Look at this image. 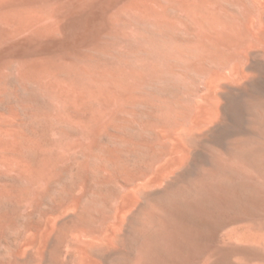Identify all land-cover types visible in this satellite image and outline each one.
<instances>
[{"label":"bare ground","instance_id":"obj_1","mask_svg":"<svg viewBox=\"0 0 264 264\" xmlns=\"http://www.w3.org/2000/svg\"><path fill=\"white\" fill-rule=\"evenodd\" d=\"M93 1L0 0V94L12 90L14 75L25 81L51 74L45 57L61 51V41H54L57 33L76 28L82 9ZM208 1L197 6L189 0L175 1L181 14L192 15L199 40L165 46L160 54L170 62L169 73L177 67L171 61L186 63V70L201 84L197 91L186 92V101L170 120L152 124L154 140L142 144L152 152V173L121 175L127 184L138 183L124 187L111 205L112 215L109 206L98 209L84 201L78 214L66 210L64 230L76 216L81 233L70 239L65 253L58 249L66 237L57 240L45 264H198L205 258L204 264H264V0H231L235 12L228 4ZM165 15L159 14L162 27ZM128 70L123 77L111 75L113 118L141 85L136 87L141 72L135 73L131 65ZM162 114L163 120L168 118ZM118 152L117 147L112 150L113 161L120 158ZM86 165L81 161L78 171ZM112 174L98 184L112 183ZM85 191L83 186L80 198H85ZM240 230L244 231L236 235ZM18 263L34 264L22 256Z\"/></svg>","mask_w":264,"mask_h":264},{"label":"rangeland","instance_id":"obj_2","mask_svg":"<svg viewBox=\"0 0 264 264\" xmlns=\"http://www.w3.org/2000/svg\"><path fill=\"white\" fill-rule=\"evenodd\" d=\"M166 1L94 0L82 9L76 28L57 33L54 41H61V51L45 57L53 72L26 82L14 75L15 79L10 80L12 90L0 94L1 264H19L18 256L30 257L34 264H45L49 253L58 247L57 240L63 237L66 238L58 250L63 248L65 253L70 239L81 233L76 216L70 218L69 228L64 230L62 219L66 210L78 214L84 201L98 209L109 206L112 215L111 205L120 199L124 187L138 183L133 180L127 184L121 177L126 172L142 176L152 173L155 161H150L152 152L144 148L143 142L153 141V129L171 119L175 109L186 101L183 97L186 92L197 91L201 84L198 76L186 70V63L183 67L180 64L183 62L171 61L177 67L176 72L169 73L170 62L160 54L165 46L182 47L199 40L191 23L192 15L181 14L176 0ZM189 1L196 6L202 2ZM209 1L208 4L214 1V6L216 2L217 6L229 5L230 12L236 11L231 0ZM164 5L172 6L166 10ZM157 12L161 15L170 12L168 17L165 15L163 27ZM54 41L48 44L53 46ZM130 65L135 73H142L137 75L136 87L141 85L133 91L129 106L113 118L109 100L111 75L123 77ZM164 112L168 118L163 120L160 113ZM152 124L157 126L154 128ZM115 147L120 158L113 161ZM83 160L87 165L78 171ZM111 173L112 183L98 184ZM83 186L84 199L79 197ZM250 233L255 239L257 235ZM205 260L198 264H204Z\"/></svg>","mask_w":264,"mask_h":264}]
</instances>
